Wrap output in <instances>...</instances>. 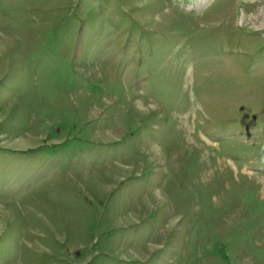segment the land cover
Masks as SVG:
<instances>
[{"label":"rangeland","instance_id":"rangeland-1","mask_svg":"<svg viewBox=\"0 0 264 264\" xmlns=\"http://www.w3.org/2000/svg\"><path fill=\"white\" fill-rule=\"evenodd\" d=\"M0 264H264V0H0Z\"/></svg>","mask_w":264,"mask_h":264}]
</instances>
